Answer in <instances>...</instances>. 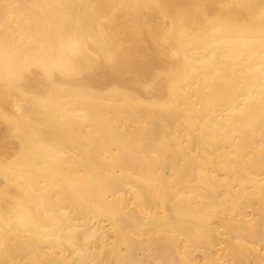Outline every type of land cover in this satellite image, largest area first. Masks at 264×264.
<instances>
[{
	"label": "bare ground",
	"instance_id": "bare-ground-1",
	"mask_svg": "<svg viewBox=\"0 0 264 264\" xmlns=\"http://www.w3.org/2000/svg\"><path fill=\"white\" fill-rule=\"evenodd\" d=\"M0 264H264V0H0Z\"/></svg>",
	"mask_w": 264,
	"mask_h": 264
}]
</instances>
